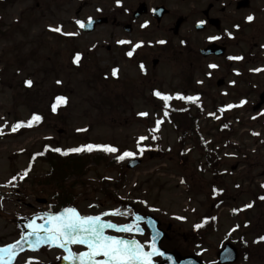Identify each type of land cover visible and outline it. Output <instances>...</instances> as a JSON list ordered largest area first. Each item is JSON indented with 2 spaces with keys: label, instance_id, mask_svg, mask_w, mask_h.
I'll list each match as a JSON object with an SVG mask.
<instances>
[{
  "label": "rangeland",
  "instance_id": "1",
  "mask_svg": "<svg viewBox=\"0 0 264 264\" xmlns=\"http://www.w3.org/2000/svg\"><path fill=\"white\" fill-rule=\"evenodd\" d=\"M112 9L104 0H0V247L19 240L29 231L30 220L45 212H60L66 205L61 201L72 200L69 207L83 215L121 209L123 215L103 217L118 224L127 222L136 207L140 215L150 214L158 220L163 232L170 226L162 248L214 264L225 242L234 244L238 236L248 234L250 244L264 230V209H258L251 199L260 189L264 195V108L252 111L264 90L263 71H253L264 69V0L255 3L249 26L241 16L242 29L236 39L227 41L228 59L197 58L192 71L183 62L185 52L177 53L183 48L179 39L193 38L188 48L197 51L209 32L201 38L183 28L182 35L175 37L156 31L153 24L147 30L150 25L142 19L131 34L104 26L82 34L77 20L85 23L98 13L111 16L107 13ZM49 26H62L63 32L79 35L65 36L50 31ZM121 40L132 44L121 45ZM161 40L165 43H157ZM139 41L144 42L139 59L146 62L145 75L125 59ZM76 53L82 54L78 65L74 63ZM153 60H158L155 68ZM113 68L119 69L118 78L112 76ZM187 74L191 81L183 83ZM29 79L31 87L25 84ZM217 80L224 81V86L216 87ZM155 90L173 98L176 92L201 94L199 102L205 110L196 115L192 109L197 116L193 128L200 138L171 126L161 112L164 101L152 96ZM60 96L67 97L66 105L57 102ZM53 104L57 105L55 112ZM229 104L235 107L227 109ZM33 114L42 120L12 131L13 125L31 120ZM157 120L162 121L159 130ZM142 136L148 139L140 141ZM43 144L64 150L102 144L119 151L108 153L98 163L83 162L75 172L64 169L56 174L44 162L62 156L43 152ZM203 146L220 151L216 162L212 164ZM125 151L137 155L117 161L116 156ZM37 152L44 155L33 160ZM132 159L141 164L125 169ZM30 164L29 175L20 180ZM13 176L16 186L5 187ZM248 204L252 207L245 208ZM207 212L215 216V227L195 238L192 228ZM247 222L252 225L245 229ZM36 223L44 220L36 219ZM25 247L13 264H26L30 258L31 264L69 262L63 260L67 253L60 248L44 245L32 251L27 241ZM71 247L84 250L83 246ZM236 264H264V251L253 246L249 260Z\"/></svg>",
  "mask_w": 264,
  "mask_h": 264
},
{
  "label": "snow or ice",
  "instance_id": "2",
  "mask_svg": "<svg viewBox=\"0 0 264 264\" xmlns=\"http://www.w3.org/2000/svg\"><path fill=\"white\" fill-rule=\"evenodd\" d=\"M120 3V0H117ZM247 21H253L254 17L249 15ZM76 23L81 27H87L91 24V18H89V24L86 25L84 22L77 20ZM203 23V22H201ZM236 27H239L238 25ZM49 30L60 33L65 36H75L79 33H67L63 32L62 26L52 27L49 26ZM229 35H231L229 33ZM211 39H219V37H212ZM119 44H132L131 41H118ZM151 43V42H149ZM157 43L164 44L165 41L161 40ZM144 42L139 41L132 45L131 49L126 52L129 58H132L136 53V50L143 47ZM82 59L81 53H76L74 57V63L77 65ZM229 59L240 60L242 57H229ZM212 68L218 67L217 65H210ZM140 68L145 71L144 65L141 63ZM253 71H264V69H254ZM119 69H112V76L118 78ZM57 83H62L57 81ZM234 83V82H233ZM25 84L29 87L32 86L33 81L31 79L26 80ZM154 95L159 97L165 102V107L168 106L167 102L172 100V96L168 94H163L159 90L154 91ZM176 98L179 100L198 102L199 96H183L177 93ZM58 103L67 104V97H57ZM245 101H241L244 104ZM235 107L234 105H227V109ZM225 109L221 108L220 111L223 112ZM52 111H57V105L53 104ZM141 116H147L148 113H139ZM209 115H214L210 113ZM42 116L39 114H33L31 120L27 122H18L12 126V131L16 132L19 128L27 126L32 127L33 122H40ZM162 123L161 120L156 121V130H159V126ZM227 127V125H225ZM78 131H84L83 129H78ZM2 135V132H0ZM253 135H259L258 133H253ZM154 135L152 139H156ZM148 137L142 136L139 138L140 141L147 140ZM139 147V143H138ZM48 147H45V151H48ZM51 151L61 153L67 156L69 153H91L93 151H102L104 153H117L119 150L117 147L112 145H102V144H86L79 147L70 148L67 150L61 148H54ZM144 151L143 147H140V154ZM37 156L44 155L43 152L37 153ZM137 153L131 151H125L121 155L116 156L117 161H122L128 157H135ZM35 157H33V160ZM31 171V164L29 168L25 169L22 174H20L19 179L24 180ZM17 180L16 176H13L5 187L11 185L16 186L14 183ZM183 182V181H182ZM264 187V185H262ZM221 190L214 189V192H219ZM264 200V196L260 197ZM90 207H92L90 205ZM245 208L252 207L251 204L245 205ZM234 212L239 210L234 209ZM124 213L121 209H113L99 215H83L75 207H66L60 212H45L41 214L36 219H43L44 223L37 224L36 219H32L28 222L26 227L29 229L26 233H22L19 240L14 243L8 244L4 247H0V264H13L14 259L18 256L19 251H23L24 241H27L29 248L32 251H38L41 246L47 245L49 247H57L62 249L67 255L62 258L65 261H69L70 264H154V257L164 256L160 248L156 244V235L152 236L150 243L146 244L141 240L136 238V235H143L144 229L141 227L140 222L144 217L140 215H135L132 223L118 224L114 223L112 220H105L103 217L106 216H120ZM179 219H186L184 217H179ZM151 223V221H149ZM197 229L202 227L201 224L195 225ZM236 227H239L237 225ZM107 230H114L116 233H126L133 234L130 238H125L121 235L108 234ZM260 240H264V237H260ZM72 245L83 246V251H73ZM32 258L26 262V264H31Z\"/></svg>",
  "mask_w": 264,
  "mask_h": 264
},
{
  "label": "flooded vegetation",
  "instance_id": "3",
  "mask_svg": "<svg viewBox=\"0 0 264 264\" xmlns=\"http://www.w3.org/2000/svg\"><path fill=\"white\" fill-rule=\"evenodd\" d=\"M257 1L259 0H120L118 4L117 0H104L105 5L111 4L113 8L107 13V15L111 16H103L98 13V16L92 19L105 18L107 23L102 26L124 33L127 30L131 32L136 31L138 22L142 19H144L142 20L144 23L148 21L150 25L149 28H146L147 30H151V24H153L156 31L172 36L176 35L177 37L182 35L183 28L201 38L203 34L209 32L210 35L205 38L202 46L197 51H192L190 47L188 48V42L193 38L182 37L179 39V44L183 47V51L193 54V59L195 60L197 57L201 58L197 52L210 45H217L228 49L227 41H230L229 38H232V40L236 39L243 25L249 26L246 18L254 10ZM243 15L244 24L240 21ZM227 25L230 28H226ZM237 25L239 27H236ZM212 37H219V39H211ZM109 50L110 47L107 48V51ZM144 51L145 49L141 47L139 51H136L131 60V64L135 63L133 67L138 72H141L139 58H142L141 53ZM183 62L190 64L189 59L185 56ZM135 215L140 214L134 213L133 218L126 223H132ZM140 224L144 229V233L143 235H136V238L147 244V240L143 239L149 238V233L145 223L141 221ZM158 228L162 230L160 223H158ZM116 235L130 238L133 234L117 233ZM247 235L245 245L242 244L241 249L245 257H249L250 251H253L254 246L253 243L249 244L247 239L251 235ZM193 236L195 238L198 237L195 234ZM167 238V233H165L164 239ZM261 250L264 251V248ZM176 255L180 259V255Z\"/></svg>",
  "mask_w": 264,
  "mask_h": 264
},
{
  "label": "trees",
  "instance_id": "4",
  "mask_svg": "<svg viewBox=\"0 0 264 264\" xmlns=\"http://www.w3.org/2000/svg\"><path fill=\"white\" fill-rule=\"evenodd\" d=\"M1 81V78H0ZM192 109L195 111L196 115L201 114L202 111H204V108L201 107L197 102H194L192 105H183V106H178L176 102H172L168 104V108L164 107L162 108L163 113L167 117V120L171 123L174 129L177 130H183L184 133L186 132H191L193 134L197 135V138H200V135L197 130L194 131V125L197 120V116L192 114ZM205 147L206 153L210 154L209 158H212V164L213 162H216V156H217V151H214L213 149H207V146ZM104 153L102 151H98V153H79L75 154L70 157H65V158H60V157H50L48 158V162L51 164L52 170L56 172V174H61L62 170H73V172L77 171L75 169H80L82 165L88 161V160H94L95 162H99L101 158H106L105 156H101ZM84 162V163H83ZM66 163L69 166H63L61 167L60 165ZM56 164V165H55ZM58 165V166H57ZM73 167V168H72ZM51 170L52 173H54ZM82 170L80 172L76 173H82ZM84 173V172H83ZM264 213V212H263Z\"/></svg>",
  "mask_w": 264,
  "mask_h": 264
},
{
  "label": "water",
  "instance_id": "5",
  "mask_svg": "<svg viewBox=\"0 0 264 264\" xmlns=\"http://www.w3.org/2000/svg\"><path fill=\"white\" fill-rule=\"evenodd\" d=\"M104 21L103 20H97L95 22H91V24L87 27H85L84 32H90L91 30H93L95 28V26L97 24H102ZM89 24V23H88ZM201 54L206 57L208 55L211 54H216L218 56L223 54V50H221V52L216 51L215 47H209L207 50L201 51ZM156 64V62L154 63ZM222 84V82H218V86H220ZM264 104V92L261 94L260 96V103L254 107V111H256L257 109H259V107ZM138 165H140V161L139 160H133L130 161L127 165V169H134L135 167H137ZM155 226V223H154ZM154 234H152L153 236ZM160 239L159 238L156 239V244L158 247V241ZM159 248V247H158ZM164 253L163 259L166 263L168 264H199L197 261H195L194 259H184L181 260L180 263H177L175 257L173 256V254L167 253L165 251H161ZM237 260V252L236 250L231 246V245H226L219 253H218V262L217 264H233L235 263Z\"/></svg>",
  "mask_w": 264,
  "mask_h": 264
}]
</instances>
